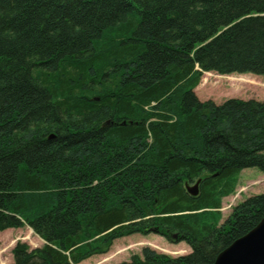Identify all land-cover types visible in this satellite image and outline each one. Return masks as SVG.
Listing matches in <instances>:
<instances>
[{"label":"trees","instance_id":"16d2710c","mask_svg":"<svg viewBox=\"0 0 264 264\" xmlns=\"http://www.w3.org/2000/svg\"><path fill=\"white\" fill-rule=\"evenodd\" d=\"M210 72L264 77V0H0V233L43 242L12 264L149 234L191 252L119 264H213L256 227L264 194L219 209L241 171L264 175V103L199 101Z\"/></svg>","mask_w":264,"mask_h":264},{"label":"rangeland","instance_id":"374dc122","mask_svg":"<svg viewBox=\"0 0 264 264\" xmlns=\"http://www.w3.org/2000/svg\"><path fill=\"white\" fill-rule=\"evenodd\" d=\"M214 72L202 74L200 85L195 94L200 101H212L216 105L228 99L255 100L264 102V77L252 74L231 75L226 78ZM245 77L244 79L240 78ZM205 82V84H204ZM237 185L233 194L222 200L221 222L230 214L232 208L249 197L264 194V175L255 168L243 170L237 177ZM260 181V184H255ZM17 243H24L30 249L41 247L43 242L23 226L20 229L6 230L0 233V264L13 263V249ZM148 247L157 253L170 257H178L190 253L184 243L173 244L156 235H132L115 241L105 255L95 256L80 264H119L126 262L133 255H140L141 250Z\"/></svg>","mask_w":264,"mask_h":264},{"label":"water","instance_id":"95a60500","mask_svg":"<svg viewBox=\"0 0 264 264\" xmlns=\"http://www.w3.org/2000/svg\"><path fill=\"white\" fill-rule=\"evenodd\" d=\"M53 137L50 135L48 138ZM199 182L192 187L185 186L190 196H197ZM213 264H264V218L250 232L219 253Z\"/></svg>","mask_w":264,"mask_h":264}]
</instances>
